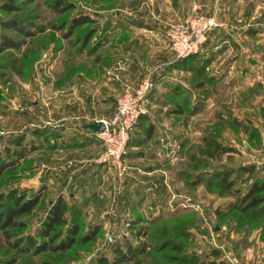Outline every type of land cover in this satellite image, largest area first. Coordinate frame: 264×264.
<instances>
[{
	"label": "rangeland",
	"instance_id": "obj_1",
	"mask_svg": "<svg viewBox=\"0 0 264 264\" xmlns=\"http://www.w3.org/2000/svg\"><path fill=\"white\" fill-rule=\"evenodd\" d=\"M56 1L62 4L60 12L52 8ZM131 1L0 0V5L11 3L19 9L15 13L0 10V22L16 17L33 33L32 38L26 39L0 28V36L19 43L18 50H0V153L11 137L21 135L31 126L48 129L69 114L81 117L76 121L78 129L80 123L100 117L110 120L124 86L137 87L149 75L152 81V73H148L137 85L126 83L127 61L122 56L108 54V65L95 68L94 55L75 52L85 45L87 51L91 49L111 10L116 8L117 14L125 15L146 7L134 6ZM212 2L218 8L222 28L208 35L214 34L205 48L203 45L207 54L201 50L196 55L195 68L191 62L184 69L179 68L180 60L174 56L172 68L176 72L167 85V182L162 183L167 194L156 196L149 202L147 213L140 214L144 219L178 216L149 226L134 219L138 215L135 209L121 206L126 201L121 182L128 178L129 142L123 159L127 173L121 179L96 164L102 146L100 151L96 150L92 163L83 165L73 163L69 148L57 147L55 151L42 148L30 156L31 174L21 176L25 164L10 181L0 182V193H6L10 185L28 191L42 187L46 190L33 213L21 218L24 227L10 229L7 235L0 232V264H98L101 258L112 262L117 246L138 247L142 243L148 246L145 252L123 264L137 261L170 264L167 258L172 255L170 250L162 248L161 240L149 237L162 228H167V239L182 243L188 253L201 256L210 249H219L221 259L229 255L237 264L231 254L234 251L237 256L250 257L248 264H264V204L255 213L253 209L247 212L229 209L238 204L252 184L264 183V0ZM188 10L189 16L190 5ZM78 13L103 15L105 20L96 17L94 24L68 30V21ZM179 23L172 22L167 29ZM165 40L170 49L166 36ZM109 72L117 74L118 79L109 76ZM117 85H121L119 94ZM178 91L182 92L178 98L170 97ZM211 139L220 148L210 146ZM188 156L196 161L189 162ZM243 167H252L253 171L238 174ZM201 170L206 178L233 172L230 179H235L233 189L238 192L222 191L217 182L208 180L195 183ZM80 182L86 183L85 186ZM81 190L88 196L84 193L81 196ZM70 194L78 198H71ZM58 195L70 208L76 205L79 209L77 238L88 228L98 226L101 229L95 238L76 242L63 251L39 254L20 252L10 246L21 236L34 235L46 217L49 202ZM260 196L264 197V191L255 197ZM180 221L192 223L187 227L189 233L184 232ZM213 221L220 228L218 232L212 231ZM146 226L148 236L140 234Z\"/></svg>",
	"mask_w": 264,
	"mask_h": 264
},
{
	"label": "trees",
	"instance_id": "obj_2",
	"mask_svg": "<svg viewBox=\"0 0 264 264\" xmlns=\"http://www.w3.org/2000/svg\"><path fill=\"white\" fill-rule=\"evenodd\" d=\"M52 8L55 12H60V10L63 9L60 1H56ZM0 10L4 13H15L19 11L18 7L11 3H3L0 5ZM95 22H97L96 16L86 13H78L68 21L66 26L68 30H72L79 26L94 24ZM0 28L5 31H12L26 39L33 37V33H31L30 28L25 26L16 17L1 21ZM101 28V32L98 35V40L92 45L90 50L87 51L85 45L84 48L77 49L75 51L80 54L87 53V55H94L96 59L93 61L92 65H95V68H98L99 66L105 67L108 65L107 63L110 56L101 55L102 51L107 45V49L116 48L115 44L117 43L115 42V39L118 31L120 28H122V25L120 23H113L112 21L105 20ZM15 49H19V43L17 41H13L4 35L0 36L1 52ZM197 60L198 56L191 55L188 58L177 61V63L179 68L182 67L184 69V66H187V64H190L189 62H191L195 68ZM201 68L203 70L204 66ZM72 70L75 72V66H73ZM196 71L201 72V69H197ZM181 94L182 92L178 91L170 97L178 98V96ZM183 100L186 102L187 99L184 97ZM192 115H194V113H192ZM143 119L144 115H141L134 129ZM149 126V129H151V125ZM58 137L60 136L55 132H52L48 129H38L36 127L24 131L21 135L14 136L13 138L11 137L7 142L6 149L0 153V182L4 179L5 182L10 181L11 177L15 176V174L18 172V168L22 169L23 165L25 166V164H27V166L26 169H22L21 176L24 177L26 173L31 174L30 172L32 170L33 162L32 159H30V156L38 150H42V148L46 149L47 151H55L57 147L62 148L63 144H59L56 141ZM209 145H214L216 148H220L219 143H217L215 139H213ZM188 160L189 162L196 161L195 157L193 156H188ZM252 171V167H243L238 169V174H249ZM232 173L233 172L226 171L222 174H211L206 178L204 171L201 170L198 173L199 175H196L195 183H202L205 180H208L209 182H217L218 187L222 191L232 192L235 194L238 192V189H233L235 179H230ZM180 175L187 176L185 173ZM187 185H189V183H187ZM45 191L46 190L44 187L37 191H28L10 185L6 193H0V232L7 235L10 229L24 227L25 223L21 220V218L24 216H29L33 213L34 209L43 201ZM263 191L264 183L258 184L255 182L251 185L246 194H244L242 198L239 199L238 204H233L229 209L232 208L233 211L238 210L239 212H247L253 209L252 213H255L257 209L261 210L263 205L260 207L258 206L260 204H264V197L255 196L262 193ZM49 204L50 207L46 213V217L34 235L21 236L18 239H15V241L11 242L10 246L20 252L32 251L37 254L44 253L46 251H63L70 248L76 242L83 243L91 241L100 231V227L94 226L88 228L85 234L77 238L80 227L77 223V217L79 213V209L76 208L77 206L75 205L74 207L70 208L68 203L61 195H58L57 198L52 202L50 201ZM234 205L236 207H234ZM240 205L242 208H239ZM135 213L138 214L137 216H134L135 220H142L149 226H156L160 224L159 222L170 219L174 220V218L178 216L177 214H169L165 217L144 219L139 213ZM180 222L182 226L185 227L184 232L189 233L187 227H189L192 223L183 221ZM146 228L147 226L143 227L140 234L148 236ZM63 233H66L64 237H62ZM151 236L152 238L162 241V248H167L170 250L172 255L167 256V258H169L168 260L170 264H229L225 259H221V251L219 249H210L201 256L188 253L182 247V243L176 242L172 239H167V228H162L158 232L149 235V237ZM58 238L61 239L58 241V243H56V245H53L54 241ZM180 238L184 237L181 236ZM146 248H148V246H146L145 243L140 244L138 247H133L130 244H126L125 247L117 246L113 251L114 259L112 262H109L105 258H101L98 261V264H123L125 262H131L136 257L141 256L145 252ZM135 264L141 263L137 261ZM143 264L156 263L149 262Z\"/></svg>",
	"mask_w": 264,
	"mask_h": 264
},
{
	"label": "crops",
	"instance_id": "obj_3",
	"mask_svg": "<svg viewBox=\"0 0 264 264\" xmlns=\"http://www.w3.org/2000/svg\"><path fill=\"white\" fill-rule=\"evenodd\" d=\"M212 1L214 0H207L210 9L215 6ZM130 4L134 6L143 4L146 7L143 11L139 9L132 14L126 13L125 15L117 14L114 11L116 8L111 10L106 20L120 23L122 28L115 39L116 48L107 49V45L102 54L122 56L126 59L127 69L124 80L130 85H137L144 76L152 73L153 88L146 98V114L133 130L129 141L126 155L129 167L128 178L121 182L126 197V201L121 206L125 209L130 206L131 209H135V212L146 214V208L150 209L148 206L150 201L157 198L156 196L163 195L164 197L167 194L162 185L167 182V85L171 84V76L176 71L172 68L175 58L165 40V33L170 23L182 22L188 18L189 3L188 0H132ZM218 16L220 20V15ZM96 17L105 20L103 15ZM213 35L208 36L204 48L212 41ZM204 48L202 46V52L207 50ZM116 87L119 94L121 85ZM80 118L69 114L56 120L58 124L54 125L57 123L54 122L53 125H49L48 130L60 136L56 141L63 144L62 148H69L72 151L70 159L73 163L83 165L92 163L91 161L97 155L96 150H101V143L96 134L93 135L86 131L83 126L101 119L107 121L108 118L100 117L80 123L78 129L76 121ZM33 127L35 126L30 128ZM36 128L45 129L42 126H36ZM103 169L101 167V170ZM80 183L84 186L86 184ZM82 193L84 192L81 190L80 195ZM84 195L88 196L86 193ZM70 196L78 198L75 194H70ZM231 254H234L237 264L250 262L248 256L239 255V257L234 251Z\"/></svg>",
	"mask_w": 264,
	"mask_h": 264
},
{
	"label": "built area",
	"instance_id": "obj_4",
	"mask_svg": "<svg viewBox=\"0 0 264 264\" xmlns=\"http://www.w3.org/2000/svg\"><path fill=\"white\" fill-rule=\"evenodd\" d=\"M189 5L188 18L177 25H171L165 33L177 60L199 54L208 35L223 26L218 18V8L215 6L210 9L207 0H189ZM107 74L118 79L114 72ZM152 87L150 75L137 87L124 86L122 95L116 100L113 117L107 121L101 120L105 124V131L96 134L102 146V152L95 160L96 164L106 168L108 172L113 171L120 179L127 173L123 159L129 136L139 117L146 113V98ZM225 260L234 264L229 255H226Z\"/></svg>",
	"mask_w": 264,
	"mask_h": 264
},
{
	"label": "water",
	"instance_id": "obj_5",
	"mask_svg": "<svg viewBox=\"0 0 264 264\" xmlns=\"http://www.w3.org/2000/svg\"><path fill=\"white\" fill-rule=\"evenodd\" d=\"M83 129H85L86 131H88L91 134L95 135L97 133H102V132L105 131V124L103 123V121L98 120V121H95L93 123L84 125ZM219 229L220 228L218 227L216 221H213L212 222V231L213 232H218Z\"/></svg>",
	"mask_w": 264,
	"mask_h": 264
}]
</instances>
